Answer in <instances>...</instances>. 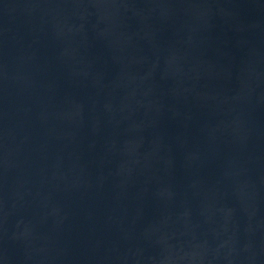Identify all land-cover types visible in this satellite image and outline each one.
<instances>
[{"label": "water", "instance_id": "95a60500", "mask_svg": "<svg viewBox=\"0 0 264 264\" xmlns=\"http://www.w3.org/2000/svg\"><path fill=\"white\" fill-rule=\"evenodd\" d=\"M0 264H264V0H0Z\"/></svg>", "mask_w": 264, "mask_h": 264}]
</instances>
